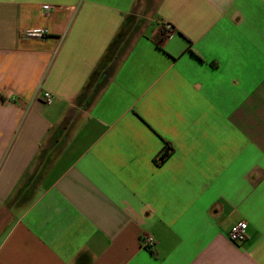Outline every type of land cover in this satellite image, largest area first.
<instances>
[{
	"label": "crops",
	"instance_id": "crops-1",
	"mask_svg": "<svg viewBox=\"0 0 264 264\" xmlns=\"http://www.w3.org/2000/svg\"><path fill=\"white\" fill-rule=\"evenodd\" d=\"M0 264H264V0H0Z\"/></svg>",
	"mask_w": 264,
	"mask_h": 264
},
{
	"label": "built area",
	"instance_id": "built-area-1",
	"mask_svg": "<svg viewBox=\"0 0 264 264\" xmlns=\"http://www.w3.org/2000/svg\"><path fill=\"white\" fill-rule=\"evenodd\" d=\"M45 10L49 9L48 6L43 7ZM165 30L170 31L172 28L169 24L164 26ZM48 35V31L44 28H34L24 31V37L27 39L44 40ZM43 101L48 103L50 97L48 93L42 94ZM247 224L243 221L234 224L228 233V238L233 243H242L246 239ZM141 245L149 250L155 247V240L151 235H143L140 238Z\"/></svg>",
	"mask_w": 264,
	"mask_h": 264
},
{
	"label": "trees",
	"instance_id": "trees-1",
	"mask_svg": "<svg viewBox=\"0 0 264 264\" xmlns=\"http://www.w3.org/2000/svg\"><path fill=\"white\" fill-rule=\"evenodd\" d=\"M169 31L165 30L164 26L153 36L152 41L157 48H162V44L164 43L165 39L168 37ZM171 151L170 147L165 145L164 152L159 157V164L163 163L165 159H167L169 155V151Z\"/></svg>",
	"mask_w": 264,
	"mask_h": 264
}]
</instances>
